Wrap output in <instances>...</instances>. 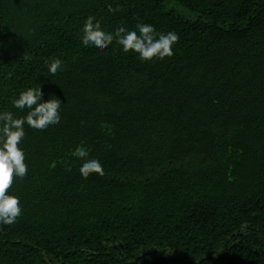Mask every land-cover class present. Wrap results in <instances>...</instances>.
Wrapping results in <instances>:
<instances>
[{
    "label": "trees",
    "instance_id": "16d2710c",
    "mask_svg": "<svg viewBox=\"0 0 264 264\" xmlns=\"http://www.w3.org/2000/svg\"><path fill=\"white\" fill-rule=\"evenodd\" d=\"M89 15L173 31V55L86 48ZM26 87L61 120L24 126L0 264H264V0H0V111Z\"/></svg>",
    "mask_w": 264,
    "mask_h": 264
},
{
    "label": "clouds",
    "instance_id": "9594fccd",
    "mask_svg": "<svg viewBox=\"0 0 264 264\" xmlns=\"http://www.w3.org/2000/svg\"><path fill=\"white\" fill-rule=\"evenodd\" d=\"M118 10V7L108 9L110 13ZM81 31L84 47L103 51L115 40L124 53L137 54L141 62L172 56V46L178 40L175 32H157L154 25L149 23L138 22L135 29L120 25L106 32L96 17L91 15L84 20ZM45 64L50 75L62 70V60L58 57L47 59ZM10 103L13 109L24 114L0 111V225H11L22 214L19 197L8 190L14 176L22 178L27 173L25 152L20 146L25 136V124L33 129L44 130L50 125L59 124L61 120V100L55 96L44 99L41 87L20 90L11 98ZM72 155L73 159L81 161L79 172L83 177L87 178L92 173L103 175L102 164L98 159L89 158L85 146H78Z\"/></svg>",
    "mask_w": 264,
    "mask_h": 264
}]
</instances>
